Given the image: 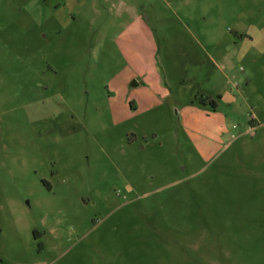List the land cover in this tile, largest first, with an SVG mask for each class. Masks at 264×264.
<instances>
[{
  "label": "rangeland",
  "instance_id": "obj_1",
  "mask_svg": "<svg viewBox=\"0 0 264 264\" xmlns=\"http://www.w3.org/2000/svg\"><path fill=\"white\" fill-rule=\"evenodd\" d=\"M0 264H264V0H0Z\"/></svg>",
  "mask_w": 264,
  "mask_h": 264
}]
</instances>
